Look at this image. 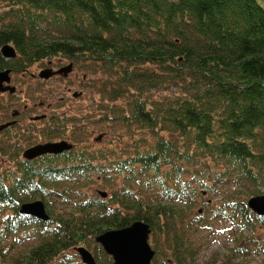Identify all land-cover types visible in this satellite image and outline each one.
<instances>
[{
  "label": "trees",
  "instance_id": "trees-1",
  "mask_svg": "<svg viewBox=\"0 0 264 264\" xmlns=\"http://www.w3.org/2000/svg\"><path fill=\"white\" fill-rule=\"evenodd\" d=\"M7 43L15 57L3 55ZM57 56L72 70L76 64L100 73L88 83L100 95L92 105L102 111L92 120H113L111 127L129 135L116 134L122 149L98 147L83 125L67 132L72 117L58 112L24 132L8 133L15 122L0 125L7 135L0 154L14 164H0V264H84L76 260L79 247L136 221L152 230V264H197L192 238L211 231L214 219L252 233L264 228V215L248 205L264 196L260 0H0V70L21 72L46 59L53 67ZM53 140L72 149L23 157ZM96 184L110 191L96 194ZM226 184L235 190L195 215L199 196ZM38 200L47 221L21 213ZM20 234L35 244L12 256ZM245 241L259 243L254 254L264 252L255 236ZM98 249V264H113ZM232 254L251 250L242 245Z\"/></svg>",
  "mask_w": 264,
  "mask_h": 264
},
{
  "label": "rangeland",
  "instance_id": "rangeland-1",
  "mask_svg": "<svg viewBox=\"0 0 264 264\" xmlns=\"http://www.w3.org/2000/svg\"><path fill=\"white\" fill-rule=\"evenodd\" d=\"M264 4V0H260ZM70 64V60L65 57L57 56L54 59L52 66L56 69L61 65ZM49 65L48 59L33 63L26 70L21 72H12L11 84L16 86V91L11 93L9 91H0V124L11 123L14 121V125L10 126L8 133L11 131L24 132L33 126L45 125V120L49 115L54 112L62 113L69 117H72V121L69 120V129L67 132L71 133L74 127H78V124L83 125L88 129L87 140L88 143L98 145V147H110L122 149L125 143L119 141L117 133L122 135H129L128 131L119 129V127H111L113 120L107 122L106 126L101 123L94 122V118H98L102 114L101 110L93 107L92 100L99 98L100 95L94 92L88 83H91L92 78H96L100 75L98 72H94L88 66L75 64L74 69L68 74H55L50 78H41L39 76L46 66ZM59 65V67H57ZM93 83H91L92 85ZM95 88V87H94ZM75 92L81 94L75 95ZM47 114V117L41 116ZM36 116L39 118L36 119ZM106 130V132H105ZM104 132L100 141L97 142L99 133ZM35 132L34 134H36ZM106 133V134H105ZM7 135L0 131V139ZM13 137V136H11ZM32 140V139H31ZM33 140L35 138L33 137ZM27 145V140H23ZM86 144V142H84ZM83 144V145H86ZM82 145H78V149ZM120 154V153H118ZM4 160L0 154V164L2 168L13 167L14 164H10ZM220 192L207 193L206 195L199 196V206L195 209L199 212L203 209L206 214L217 207L221 203L227 192L235 190L233 184L220 185ZM98 190L110 191V189L100 188L97 184L93 185L92 191L98 194ZM210 200L206 205L203 202ZM193 214H189L188 217H192ZM206 216V215H205ZM255 236L256 240L262 241L264 244V228L259 227L258 231L252 233V231L243 229L232 224L229 219L215 220L211 231L201 230L196 233L192 238L194 248L196 249L195 263L197 264H264V252L261 254H254L255 251L260 248L259 243L248 244L246 237ZM16 246L10 252L12 256L19 252H24L28 247L35 244L34 239H29L20 234ZM150 239V243H151ZM261 242V243H262ZM248 245L251 254L247 256L232 254V249L241 246ZM100 245L93 244L91 248H88L95 252ZM95 247V248H94ZM262 248V247H261ZM101 254V253H100ZM101 256H103L101 254ZM76 260L80 261L81 257H76ZM57 264L59 262L56 261Z\"/></svg>",
  "mask_w": 264,
  "mask_h": 264
},
{
  "label": "water",
  "instance_id": "water-1",
  "mask_svg": "<svg viewBox=\"0 0 264 264\" xmlns=\"http://www.w3.org/2000/svg\"><path fill=\"white\" fill-rule=\"evenodd\" d=\"M2 53L6 57H14L17 55L16 48L9 43L3 45ZM72 67V63L64 65L58 70L47 67L40 72V76L49 78L55 73L67 74L72 70ZM10 72V68L0 70L1 91L7 89L11 91L15 90V86L4 84L5 82L11 81ZM71 147L72 144L67 140L48 141L33 145V147L25 151L24 156L28 159H33L46 153L58 154ZM101 194L106 196L105 192H101ZM248 205L258 214L264 215V196L251 198L248 201ZM21 212L36 216L42 220H47L49 218L46 206L44 202L40 200L23 204ZM150 234L151 228L148 224L142 221H136L128 227L109 230L98 236L96 240L102 244L108 254L113 256L114 264H151L155 251L149 243ZM78 251L85 263L97 264L92 253L87 248L79 247Z\"/></svg>",
  "mask_w": 264,
  "mask_h": 264
},
{
  "label": "flooded vegetation",
  "instance_id": "flooded-vegetation-1",
  "mask_svg": "<svg viewBox=\"0 0 264 264\" xmlns=\"http://www.w3.org/2000/svg\"><path fill=\"white\" fill-rule=\"evenodd\" d=\"M52 62H50V64H51ZM52 65V64H51ZM58 67V66H57ZM54 68V67H53ZM11 81H12V78H11ZM9 83V82H8ZM43 118L44 117H47V114H44L43 116H42Z\"/></svg>",
  "mask_w": 264,
  "mask_h": 264
}]
</instances>
